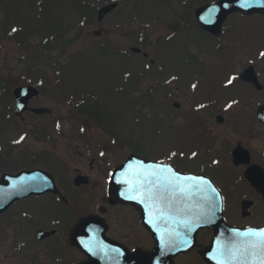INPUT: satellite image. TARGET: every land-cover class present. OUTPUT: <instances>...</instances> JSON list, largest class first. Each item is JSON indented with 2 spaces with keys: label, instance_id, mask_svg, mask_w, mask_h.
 Returning <instances> with one entry per match:
<instances>
[{
  "label": "flooded vegetation",
  "instance_id": "flooded-vegetation-1",
  "mask_svg": "<svg viewBox=\"0 0 264 264\" xmlns=\"http://www.w3.org/2000/svg\"><path fill=\"white\" fill-rule=\"evenodd\" d=\"M154 1L156 7L149 11L150 17L135 15L134 22L153 29L155 37L151 42L156 43L155 38L160 36V46L164 45V86L170 89L175 84L178 94H182L173 103L178 110L175 136L164 130L167 134H163L159 150L151 149L150 139L146 140L147 148L131 149L121 158L116 150L103 146L104 136L112 141L110 135L90 132L80 136L81 148L42 154L27 146L30 140L38 143L43 139L36 134L38 127L21 143L9 144L0 113V172H4V157L12 167L17 160L45 162L61 191L44 194L49 198L47 212L38 208L39 196L17 201L4 212V261L0 264H136V254L145 255L139 264H152L147 261V254L155 246L153 228L167 231L168 214L153 212L149 198L150 212L146 204L147 213L143 216L132 203L110 201L107 192L112 173L129 154L162 161L188 174L187 181L183 179L180 184L188 186L193 182V191L200 184L191 175L214 180L227 201L241 190L243 199L251 200L252 205L260 204L252 213L256 218L258 212L264 211V192L256 189L245 175L264 168V0H242L246 5L241 7L235 6L234 0ZM117 2L115 9L124 3ZM99 30L104 37L107 30ZM192 45H197L198 50L192 52ZM150 62L154 64L155 58H150ZM5 96L13 97L12 111V99L4 101ZM38 97L31 99L25 111L16 114L13 88L3 86L0 112L7 120L15 116L25 121L26 114L41 115L32 109L42 107L33 104ZM20 130L25 131L21 126ZM22 147L23 152L16 155L14 150ZM77 176L82 178L76 183ZM152 177L166 185L163 173ZM232 184L233 193L226 187ZM32 199L33 209L27 206ZM249 218L244 217L243 223L230 218L228 221L264 225V216L256 222ZM79 224L81 230H75ZM204 230L202 237V231L198 232L196 246L175 257V264L202 263L200 248L213 235L212 230ZM260 235H264V230ZM259 241L257 261L251 255L245 264H264V237Z\"/></svg>",
  "mask_w": 264,
  "mask_h": 264
},
{
  "label": "rangeland",
  "instance_id": "rangeland-1",
  "mask_svg": "<svg viewBox=\"0 0 264 264\" xmlns=\"http://www.w3.org/2000/svg\"><path fill=\"white\" fill-rule=\"evenodd\" d=\"M41 1L42 13L41 17H38L35 8ZM72 1L74 0H0V85L1 81H4V86L5 80H8L6 86L12 89L18 84L40 82L41 94L33 104L50 108L52 112L37 116L26 114L25 121L15 116L5 120L4 112H0L3 116L1 124L4 125V134L15 139L20 133V126L24 124L25 128L38 127L41 132L45 130L50 134L51 140L42 139L38 143L30 140L27 144L28 148H35L42 154L81 148L80 143L83 142V137H80V123L75 117L82 116L81 111L85 110L86 105H89L91 110L98 104L103 109L96 107L93 112L98 119L103 113L107 120L104 122L105 134L114 135L120 143L124 141L123 145H120L119 141L117 145H111L108 137L104 136L103 146L106 149L116 150V155L123 158L133 148L127 145L130 140L144 149L147 148L146 140L151 139V149L159 150L162 148L163 134H167L164 130L169 132L170 129L178 128L176 119L178 110L173 103L178 101L182 94H178L175 84L169 87L170 89L164 86L165 74L158 75L146 69L143 59L147 58L143 54L127 57L121 54L124 53L122 51L113 54L111 52L112 44L129 52L132 45L139 46L143 51L150 53L149 59L156 57L155 59L159 62L162 61L164 45L160 46V36L155 38L156 43L155 40L151 42L155 37L153 29L140 27L134 22L135 15L142 19L149 18V11L156 7L155 1L123 0L122 7L105 16L103 21L97 19L98 9L114 0H84V3ZM58 10L59 15L62 16L61 25L65 29L64 40L56 43L52 41L46 45L47 42L43 39L50 34L45 31V27L52 23V16H58ZM21 18L23 19L18 20ZM10 20L12 22L6 25ZM162 23L163 20H160V24ZM15 25L19 26L20 33L13 36L7 35V30ZM101 28H105L107 32L104 33L103 38H97L94 31ZM20 37L23 38V43L18 41ZM76 37L79 39L77 40ZM97 44L103 46H97ZM192 46H194L192 52L198 50L197 45ZM102 47L110 49L108 52L110 54L106 53L107 51ZM186 51L185 53H188L187 49ZM72 54L74 55L71 57V62L63 68L62 65L67 60L65 58ZM154 67L157 66L154 65ZM56 68L64 69V72L60 73L63 74L64 80L58 86L55 83L58 80ZM125 69H132L134 78L124 76ZM79 90L87 92L86 94L91 97L86 96L85 105L76 111L75 100L68 103L64 97L79 96ZM95 92L98 98H93ZM7 100H10L9 106L12 111L13 97L7 96ZM60 118H62L59 124L63 129L62 134L57 133L55 128ZM158 127H161V130L158 131ZM169 134L172 137L175 136V133L169 132ZM23 150V147L16 148L14 153L19 155ZM6 157L11 160L8 153ZM19 158L18 156L17 159ZM113 159L116 161L115 158ZM22 161H13L14 171L21 168L19 164ZM31 163L37 166L35 161ZM8 166V161L4 157V169ZM226 187L228 192L233 193L235 190L233 184ZM39 197L38 208L49 211V198L44 194ZM241 201L242 191L240 190L238 195L233 194L230 202L232 205L228 208L229 218L243 223L239 213ZM259 205L255 203L250 207L252 213H255ZM27 206L33 209V199ZM253 214L250 213L247 217H250V221L256 222V219L264 216V211L258 212L257 218ZM242 220H244L243 217ZM204 233L205 230H202L199 237H202ZM2 261H4V213L0 216V262Z\"/></svg>",
  "mask_w": 264,
  "mask_h": 264
},
{
  "label": "water",
  "instance_id": "water-1",
  "mask_svg": "<svg viewBox=\"0 0 264 264\" xmlns=\"http://www.w3.org/2000/svg\"><path fill=\"white\" fill-rule=\"evenodd\" d=\"M236 5H241L242 3L239 0L235 1ZM115 4H110L106 7H104L100 12L101 14H103L105 11L110 10ZM102 17V16H101ZM38 90L34 87L31 86H22V87H18L15 89V94H16V98L17 100H21V103L23 104L29 101L30 97L37 94ZM25 104V106H26ZM25 106L20 107V109H23ZM34 111L38 112V113H43L45 111H47L46 108H34ZM44 174H48L46 171L44 170H31V171H21L20 173L13 175L10 173H4L3 178L0 180V213L3 212L4 210H6L10 204L15 201L18 198H21L23 196H26L27 194L33 192L36 193H40L43 191H46V189H51V184H49L48 182H46L45 184V180L46 178L43 177ZM49 175V174H48ZM35 179H37V181H35ZM175 178L170 176V180H174ZM251 180H255L254 178L250 177ZM145 181V180H144ZM29 182L28 184L30 185H26V183ZM37 182V183H36ZM34 183H36V185H33ZM257 186H260V183L256 182ZM32 184V185H31ZM45 185L44 188H42ZM263 186V184H261ZM174 186L177 187V183L174 184ZM174 186H169L167 187V193H169L170 191L174 190L175 187ZM38 187V188H36ZM17 189V190H16ZM138 189H142L145 190L146 189V185H141L138 184L136 187H133L134 193H133V197L137 198V196L139 195L140 191ZM31 191V192H29ZM110 199L111 201H120L119 199H122L120 197H124V198H130L131 195L124 193V194H120L117 191V187L114 185V181H112L110 188ZM131 191V190H130ZM11 192V193H10ZM10 193V195H9ZM120 194V195H118ZM221 203V202H220ZM203 205V204H202ZM192 206L189 207L193 213V215L197 216V220H199L200 223V227L204 226L205 224H209L208 222L206 223V216L208 215V212L204 213V210L202 211L201 206ZM185 208L187 209V206H185ZM184 211V206H182V209ZM212 213H217V221L223 219L222 217V213H221V207H217V211L215 209H213L211 211ZM186 221H188V219H185ZM185 220H182L183 223H187ZM223 226H218L219 228H224L225 226V222L221 221ZM214 226V225H213ZM215 229L217 231V227L215 226ZM219 231H217L216 235L217 237H224L225 235H218ZM176 236L174 235H170L169 237V241L175 240ZM158 245L160 246V240H158ZM207 253H208V249L206 251L203 252V254L206 256L207 258Z\"/></svg>",
  "mask_w": 264,
  "mask_h": 264
},
{
  "label": "trees",
  "instance_id": "trees-1",
  "mask_svg": "<svg viewBox=\"0 0 264 264\" xmlns=\"http://www.w3.org/2000/svg\"><path fill=\"white\" fill-rule=\"evenodd\" d=\"M48 10H46V12H47ZM60 14V11L58 10V16H52L53 14L51 13V16L53 17L51 20H52V23L51 24H49L48 26H46L45 27V31H47V32H49V34L50 35H48L47 37H45L43 40H44V42H47L46 43V45L50 42H52L53 41V43H56V42H58V41H60V40H64V33H65V29H64V27L61 25L62 24V16H60L59 15ZM7 17V16H6ZM5 17V18H6ZM4 19V18H3ZM23 18H21V19H18V20H22ZM18 20H14V21H18ZM59 21V22H58ZM10 22H12L11 20L10 21H8L7 22V24L6 25H8ZM6 25H4V26H6ZM55 27V28H54ZM20 28H19V26L17 25V29H13L14 30V33H13V35H18L20 32V30H19ZM39 31V30H38ZM11 33V31H8L7 32V35H9ZM13 35H11V36H13ZM18 41H20V42H22L23 43V38L22 37H20V40H18ZM65 41H66V39H65ZM45 45V46H46ZM59 60V59H58ZM64 65H65V67H67V62H64L63 63V65H62V67L63 68H65L64 67ZM59 69H62V68H59Z\"/></svg>",
  "mask_w": 264,
  "mask_h": 264
}]
</instances>
